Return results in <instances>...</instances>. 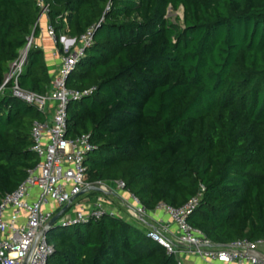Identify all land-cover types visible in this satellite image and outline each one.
<instances>
[{
	"label": "trees",
	"instance_id": "obj_1",
	"mask_svg": "<svg viewBox=\"0 0 264 264\" xmlns=\"http://www.w3.org/2000/svg\"><path fill=\"white\" fill-rule=\"evenodd\" d=\"M56 38L91 43L65 79L67 136L88 135L89 182L121 181L146 212L196 198L186 222L214 246L264 240V0H41ZM182 9L179 21L168 9ZM35 0H0V86L27 38ZM56 46L60 47L58 43ZM59 50H61L59 48ZM30 46L17 84L50 88ZM0 93V199L37 159L30 127L45 116ZM45 239L46 264H178L116 216L65 226Z\"/></svg>",
	"mask_w": 264,
	"mask_h": 264
},
{
	"label": "built area",
	"instance_id": "obj_2",
	"mask_svg": "<svg viewBox=\"0 0 264 264\" xmlns=\"http://www.w3.org/2000/svg\"><path fill=\"white\" fill-rule=\"evenodd\" d=\"M35 2L38 8L36 26L41 19L45 20V36L54 45H60L62 55L47 93L39 95L21 89L17 84V76L21 72L28 49L33 45L30 35V39L9 64L0 86L1 93L3 85L11 82L9 95L35 107L45 116L42 122L33 121L29 132L30 150L35 154L37 163L26 171L24 181L14 191L4 194L0 199V264H22L37 232L64 205H68V208L55 224L74 226L98 220L104 214L116 216L103 207L104 198L90 200L88 193L92 191L88 190L89 187L95 186L103 191L101 195L110 197L115 192H126L121 181L89 182L83 165L87 152L92 149L89 137L82 135L71 138L66 132L68 102L78 100L92 90L79 93L65 87L67 75L91 43L92 28L77 40L68 36H59L57 39L47 20V7L41 0ZM49 104L51 107H48ZM82 191L85 193L79 195ZM127 195V200H122L126 215L135 221L143 219L146 211L134 196ZM196 202L197 199L192 198L177 208L158 204L154 210L169 218V223L176 229V235L168 240L166 235L169 226L160 223L157 228L146 230L145 237L162 246L166 254L174 257L184 254L222 263L264 264V253L260 251L261 248L264 249V240H237L223 246H214L200 231L191 227L186 218ZM51 252L52 248L46 242L45 235H41L26 264H46Z\"/></svg>",
	"mask_w": 264,
	"mask_h": 264
},
{
	"label": "crops",
	"instance_id": "obj_3",
	"mask_svg": "<svg viewBox=\"0 0 264 264\" xmlns=\"http://www.w3.org/2000/svg\"><path fill=\"white\" fill-rule=\"evenodd\" d=\"M44 24L45 20L41 19L40 24L37 26L38 28V35L33 40V45L41 50L44 62L47 68V72L49 77L52 79V77L55 75L58 69L59 59L62 55V51L59 50L61 47H58L54 45L52 42L47 40L44 32ZM60 37H67L64 33L60 35ZM48 107H51V104L48 105ZM49 117V115H48ZM115 194L123 195L122 199L127 200L128 195L126 192H115L113 193V196ZM111 196V197H113ZM105 197V196H104ZM122 201V200H121ZM139 224L142 226L141 229L145 232L148 229L151 228H157V226L160 223L168 224V235H166L167 239H172L174 235H176V229L173 225L169 223V218L160 211H151L146 212L145 217L142 219V221H138ZM261 252L264 253V249H260ZM178 264H248L246 262L236 263V262H228V263H222V262H216V261H209L205 259H200L199 257L193 256V255H178L175 257Z\"/></svg>",
	"mask_w": 264,
	"mask_h": 264
},
{
	"label": "rangeland",
	"instance_id": "obj_4",
	"mask_svg": "<svg viewBox=\"0 0 264 264\" xmlns=\"http://www.w3.org/2000/svg\"><path fill=\"white\" fill-rule=\"evenodd\" d=\"M166 18L170 21H175L178 18L180 21L182 18V9L178 8L176 11H172L171 9H168L166 12ZM88 196L90 200H94L97 197L104 198L105 203L103 204V207L106 210L112 211L116 215V217L121 218L124 221L131 223L132 225H135L139 228L142 227L138 221H135L134 219H131L126 215V207H124V204L121 201L123 200L122 199L123 195L121 196L119 194H115L114 197H110V196L104 197L98 192H90L88 193Z\"/></svg>",
	"mask_w": 264,
	"mask_h": 264
},
{
	"label": "water",
	"instance_id": "obj_5",
	"mask_svg": "<svg viewBox=\"0 0 264 264\" xmlns=\"http://www.w3.org/2000/svg\"><path fill=\"white\" fill-rule=\"evenodd\" d=\"M30 39V36L27 38V40L26 41H28ZM89 191H92V192H98V193H103V191L101 190V189H99V188H97V187H95V186H91V187H89V189H88ZM83 193H85V191H82L79 195H81V194H83ZM73 200V198L70 200V201H72ZM67 208H68V205H64L63 207H61L49 220H48V222L46 223V225L43 227V229H41L40 231H38L37 232V234H36V236H35V238H34V240H33V243H32V245H31V247H30V249H29V251H28V253H27V255H26V257H25V259H24V261H23V263L22 264H26V262H27V260H28V257H29V255H30V252H31V250H32V248H33V246H34V244H35V242H36V240L41 236V235H45L46 234V232H47V230L50 228V227H52L54 224H55V222L59 219V217L67 210ZM139 221H142V219H139Z\"/></svg>",
	"mask_w": 264,
	"mask_h": 264
}]
</instances>
